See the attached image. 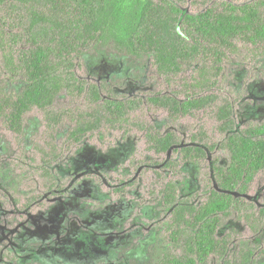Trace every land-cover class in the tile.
<instances>
[{"label":"rangeland","instance_id":"obj_1","mask_svg":"<svg viewBox=\"0 0 264 264\" xmlns=\"http://www.w3.org/2000/svg\"><path fill=\"white\" fill-rule=\"evenodd\" d=\"M102 1L106 9L120 2ZM202 1L181 0L180 4L195 14L203 10ZM22 14L24 10L12 14L11 5L2 8L0 29L11 34ZM112 20L108 29L119 35L135 25L129 8ZM200 70L210 80L207 86L199 87ZM74 71L87 82L105 80L120 99L136 97L141 102L119 127L106 125L100 135L95 133L68 147L64 140L70 121L53 134L44 125L42 112L33 109L17 133L0 119V264H157L167 247L169 218L160 188L172 182L179 198L202 203L211 157L225 165L227 154L218 147L200 162H182L176 152L157 154L146 143L143 125L174 132L184 145L206 142L217 147L225 136L215 117L221 100L232 105L237 130L264 121V44L236 40L235 48L226 50L216 66L212 60L201 59L168 76L156 72L150 55L137 57L95 44L78 55ZM0 77L3 88L21 86L7 78L1 60ZM158 93L181 101L207 94L218 100L172 119L166 109L146 101ZM57 107L72 111L85 104L82 97L66 96ZM48 133L63 148L62 157L52 167L55 195L46 192L47 181L39 173V149L46 147ZM244 198L254 203L256 211L264 208V169ZM261 224L254 230L244 219H229L219 234L229 236L232 255L239 246L258 251L264 247ZM210 264L221 263L212 259ZM255 264H264V257L257 256Z\"/></svg>","mask_w":264,"mask_h":264},{"label":"trees","instance_id":"obj_2","mask_svg":"<svg viewBox=\"0 0 264 264\" xmlns=\"http://www.w3.org/2000/svg\"><path fill=\"white\" fill-rule=\"evenodd\" d=\"M119 1L106 9L102 0H0V10L11 5L12 14L25 11L11 34L0 29L1 65L9 80L21 83L18 89L0 84V119L14 132L21 133L27 113L37 109L53 134L72 123L65 134L68 147L100 135L106 125L116 128L129 119L141 100L120 99L105 80L87 82L75 74L74 62L88 46L102 44L137 57L150 55L156 72L168 76L201 59L212 60L216 66L226 50L235 48L236 40L264 44V0L239 4L203 0V10L195 14L186 12L181 0ZM126 8L134 13L135 25L119 35L108 28ZM200 71L199 87L207 86L210 80L205 70ZM66 96L82 97L85 107L58 109L59 100ZM217 100L208 94L185 101L161 93L146 98L149 104L166 109L172 119ZM233 114L232 105L221 100L215 117L225 136L217 147L206 142L184 145L174 132H159L152 124L141 126L148 147L157 154L180 153L182 162H200L218 147L227 154L225 165L211 157L202 203L179 198L172 182L160 188L169 218L167 247L157 264H210L212 259L221 264H255L257 256L264 257V247L256 251L251 246H239L232 255L229 236L219 234L229 219H244L254 230L264 223V208L256 211L254 203L244 198L264 169V121L237 130ZM52 133L46 147L39 149V173L47 181L46 192L55 195L52 167L63 148Z\"/></svg>","mask_w":264,"mask_h":264}]
</instances>
